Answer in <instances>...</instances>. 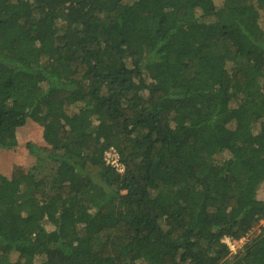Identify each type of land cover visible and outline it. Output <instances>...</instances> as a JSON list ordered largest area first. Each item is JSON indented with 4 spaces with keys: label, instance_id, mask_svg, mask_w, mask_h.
<instances>
[{
    "label": "trees",
    "instance_id": "obj_1",
    "mask_svg": "<svg viewBox=\"0 0 264 264\" xmlns=\"http://www.w3.org/2000/svg\"><path fill=\"white\" fill-rule=\"evenodd\" d=\"M29 121L0 264H264V0H0V149Z\"/></svg>",
    "mask_w": 264,
    "mask_h": 264
},
{
    "label": "rangeland",
    "instance_id": "obj_2",
    "mask_svg": "<svg viewBox=\"0 0 264 264\" xmlns=\"http://www.w3.org/2000/svg\"><path fill=\"white\" fill-rule=\"evenodd\" d=\"M42 127L29 121L24 127L16 130L17 147L14 150L0 149V176L5 179H16L28 171L31 159L27 156L26 145L32 143L36 146H46L42 140ZM264 167L262 164L261 168ZM255 172V171H254ZM256 199L264 201V177L258 185ZM263 224V223H262ZM259 231H252L250 236L239 242L232 243L226 240L229 250L234 255L242 248L247 239L255 237Z\"/></svg>",
    "mask_w": 264,
    "mask_h": 264
},
{
    "label": "built area",
    "instance_id": "obj_3",
    "mask_svg": "<svg viewBox=\"0 0 264 264\" xmlns=\"http://www.w3.org/2000/svg\"><path fill=\"white\" fill-rule=\"evenodd\" d=\"M105 162L107 165H110L118 170V172H123V167L119 163L118 155L114 150H110L107 153H105Z\"/></svg>",
    "mask_w": 264,
    "mask_h": 264
}]
</instances>
